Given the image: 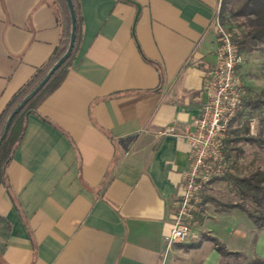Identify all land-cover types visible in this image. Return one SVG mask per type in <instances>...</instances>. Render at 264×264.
<instances>
[{"label": "crops", "instance_id": "0c3cea01", "mask_svg": "<svg viewBox=\"0 0 264 264\" xmlns=\"http://www.w3.org/2000/svg\"><path fill=\"white\" fill-rule=\"evenodd\" d=\"M79 5L71 67L28 115L5 168L0 264H222L205 235L245 255L247 264L264 260V228L238 209L208 204L191 222L188 242L166 249L188 166L185 135L194 130L204 76L216 63L219 0ZM61 36L53 0H0V115ZM252 57L242 54L238 67L246 95L264 92V76L250 74ZM246 112L231 123L236 133ZM167 128L172 132L161 134ZM259 131L263 118L248 130Z\"/></svg>", "mask_w": 264, "mask_h": 264}, {"label": "trees", "instance_id": "16d2710c", "mask_svg": "<svg viewBox=\"0 0 264 264\" xmlns=\"http://www.w3.org/2000/svg\"><path fill=\"white\" fill-rule=\"evenodd\" d=\"M53 1L61 11V41L47 63L39 68L33 77L14 94L4 111L1 113L0 136L8 116L20 104L24 97L27 96L43 80L49 70L65 54L68 48L71 20L66 0ZM71 2L73 4L76 18L75 42L72 52L69 58L54 72L43 88L12 118L6 136L0 145V185L6 184L5 168L7 163L11 160L13 153L15 152L23 137L28 115L35 111L38 105H40L61 85L73 62L74 55L81 37L82 17L80 13L79 0H71ZM225 15H228L231 18L244 19V22H242L243 30L232 38L233 42L237 46L238 52L241 55H250L257 45H264V0H221L219 17L224 25ZM242 108L248 109L250 111L262 110L264 109V99H262L261 94L255 97L244 96L242 100ZM231 126L232 125H230V127ZM230 127L228 130V135L230 133H236ZM249 141L261 144V146L264 147V133L260 131L256 138H251ZM219 179L230 182L239 195L249 199L252 203H254L256 210L252 211L244 205L236 202L217 203L215 206L219 207V209L222 211L238 209L247 215V217L253 222L257 229L264 228V171L258 169L247 177L243 178L237 177L228 172L225 176ZM209 202L216 203L213 198H202L200 206L201 212L204 209V205ZM203 238L213 243L215 250L219 253L223 260L228 257L234 258L236 260H247V257L241 253L228 251L224 244L220 243L216 238L207 235L203 236ZM196 246L198 245L195 244L189 247ZM251 264H264V260L254 259L251 261Z\"/></svg>", "mask_w": 264, "mask_h": 264}, {"label": "built area", "instance_id": "2783aa9c", "mask_svg": "<svg viewBox=\"0 0 264 264\" xmlns=\"http://www.w3.org/2000/svg\"><path fill=\"white\" fill-rule=\"evenodd\" d=\"M221 0L213 21L216 34V63L203 80L205 100L199 108L194 130L185 135L188 144V166L181 172L179 193L173 201V223L165 237L166 249L185 244L191 236L190 224L201 213L205 189L212 180L222 178L230 170L226 140L232 121L243 109L245 93L238 67L242 55L230 32L219 17ZM167 128L161 134L171 133Z\"/></svg>", "mask_w": 264, "mask_h": 264}, {"label": "rangeland", "instance_id": "374dc122", "mask_svg": "<svg viewBox=\"0 0 264 264\" xmlns=\"http://www.w3.org/2000/svg\"><path fill=\"white\" fill-rule=\"evenodd\" d=\"M224 18L225 27L230 32L232 38L243 30L242 22H244V19L231 18L228 15H225ZM248 56H253L251 59H249V69L250 74H252L251 76H258L259 78L261 76H264V45H257L252 54ZM260 94L262 99H264L263 91L256 92V95L247 94L246 96L255 97ZM262 118H264V109L251 111L247 109L246 114L243 115L242 118H240V123H242V127H240V130L237 133H230L229 137L232 143H230L228 140L225 143L227 148L226 155L231 164L230 170L228 171L229 173L243 178L247 177L255 170H262V155L264 152V147H262L261 144L249 141V139L251 138H256V136L259 135L260 131L256 134H251L248 132L251 121L253 119L259 121ZM233 165H235L234 169L231 168V166ZM203 197H210L215 200L216 203H206L212 207H216L215 205L217 203L236 202L244 205L252 211L256 210V206L254 205V203H252L249 199H246L239 195L233 185L230 184V182L223 181L219 178L209 184ZM202 211H205V206ZM180 245H177L176 247ZM246 261L247 260H236L234 258L228 257L222 261V264H247Z\"/></svg>", "mask_w": 264, "mask_h": 264}, {"label": "water", "instance_id": "95a60500", "mask_svg": "<svg viewBox=\"0 0 264 264\" xmlns=\"http://www.w3.org/2000/svg\"><path fill=\"white\" fill-rule=\"evenodd\" d=\"M66 4L68 7L69 15H70V20H71V29H70V40H69V45L68 48L65 52V54L53 65V67L49 70V72L46 74V76L43 78V80L27 95L24 97V99L20 102V104L13 110V112L8 116L4 129L2 131V134L0 136V145L3 141V139L6 136L8 127L10 125V122L14 115H16L42 88L43 86L48 82L50 77L54 74V72L69 58L74 42H75V13H74V8L71 0H66Z\"/></svg>", "mask_w": 264, "mask_h": 264}]
</instances>
